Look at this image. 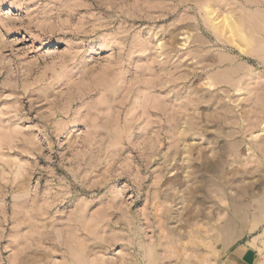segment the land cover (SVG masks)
Here are the masks:
<instances>
[{
    "label": "rangeland",
    "instance_id": "rangeland-1",
    "mask_svg": "<svg viewBox=\"0 0 264 264\" xmlns=\"http://www.w3.org/2000/svg\"><path fill=\"white\" fill-rule=\"evenodd\" d=\"M259 1L0 0V264H264Z\"/></svg>",
    "mask_w": 264,
    "mask_h": 264
},
{
    "label": "bare ground",
    "instance_id": "bare-ground-1",
    "mask_svg": "<svg viewBox=\"0 0 264 264\" xmlns=\"http://www.w3.org/2000/svg\"><path fill=\"white\" fill-rule=\"evenodd\" d=\"M220 2L222 1H218V3ZM244 2L248 5L251 4L253 0H244ZM203 6L206 12V21L211 25L212 29L218 35L226 37L228 36L227 34H229L227 40L230 43H232L234 46H236L237 50H239L242 54L245 55L257 54L255 53L256 50L251 47L252 44L251 38H252V32H254L256 29V27H254V24L264 28V16H261L260 11L256 10L255 13H246V16H244V18L242 17L237 18L231 12L224 13L222 16L221 15L213 16L215 9H213L212 4L206 2ZM218 7L220 8V6ZM160 45H163V43H160ZM239 90L241 89H238V91Z\"/></svg>",
    "mask_w": 264,
    "mask_h": 264
}]
</instances>
